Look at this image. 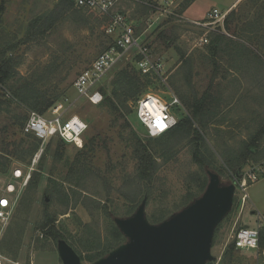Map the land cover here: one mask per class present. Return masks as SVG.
Wrapping results in <instances>:
<instances>
[{
    "label": "rangeland",
    "instance_id": "1",
    "mask_svg": "<svg viewBox=\"0 0 264 264\" xmlns=\"http://www.w3.org/2000/svg\"><path fill=\"white\" fill-rule=\"evenodd\" d=\"M157 1L117 0L115 5V10L122 12L135 33L140 35L141 42L149 46L153 59H159L163 64L160 76L151 74L150 82L135 99L129 101V127L118 136L119 126L109 130L107 117L103 120L104 115L108 114L105 104H93L86 97L78 95L73 85L77 75L114 40V35L106 33L110 16L93 9L77 8L73 3L52 24L37 23L36 26L31 25L30 29L29 24L33 18H44L53 8H58V3L61 6L60 0H0V58L16 61L14 70L34 81L26 87L27 91L38 90L47 100L52 101L41 112L32 108L28 102H21L15 96L17 89L10 87L11 93L1 96L0 124L16 114L26 121L31 111L50 116L51 109L61 103L66 116L78 115L86 121L87 128L83 135L88 132L90 123L95 121L100 129L109 130L107 136L111 145L106 152L99 149L97 160L101 168L81 174V178L74 171L68 172V166L77 152L76 148L81 146L65 142L57 136L43 143L42 153L32 170L29 167L38 149L29 161V158L10 159L7 172H0V195L6 192L7 183L12 184L14 191L11 195L15 203L8 222L4 225L0 223V241L5 240L8 247V252L0 249L3 264H61L57 244L46 236V228H42L45 209L51 215H56V227L62 230L82 256H86L113 240L112 226L113 223L116 225L114 217H126L135 211L141 201L135 207L131 201L140 200L143 193L141 186L147 185L150 189V194H145V213L152 223H158L181 209L185 206L181 207L180 204L187 193L198 191V180L195 181V176H199L201 169L192 158V146L187 140L176 145L175 155L168 160L157 158L160 165L153 180L142 182L135 176V152L132 146L125 145V139L130 130L140 138L150 137L140 124L135 111L137 99L146 93L156 94L167 103L176 97L178 104L170 106V111L178 120L191 116L190 103L204 95L208 79L205 76L206 70L201 65H195L193 70L200 73L192 75L190 82L185 80V62L187 58L199 56L206 51L204 44H199L201 36L208 35L212 30L219 31L217 27L223 25L221 22L200 26L193 20L203 21L207 11L210 12L212 8L226 10L234 0H182L176 8L170 9L171 12H162ZM145 6L153 11L147 10ZM135 57L136 54L132 53L128 58L118 61L102 77L99 83L101 93L104 89L109 94L111 81L128 63L136 67ZM253 82L250 85L256 84ZM261 83L262 81L260 90L245 89L237 92L234 98L231 96L236 93L231 90L233 82L230 87L228 82H222L219 84L221 93L216 90L212 92L218 95L221 104L219 108L214 107L215 115L210 122L207 120L203 126L197 122V118L192 119L193 127L199 129L206 144L205 148L209 151L205 153L216 162L224 183L234 180L249 166L246 164L241 172L233 173L224 158L225 155L234 157V151L238 150V141L242 138L250 139L256 133L255 123L263 121L264 85ZM15 85L20 88L19 82ZM244 93L246 96L241 102L238 101L241 105L233 101ZM9 97L14 98L10 101ZM114 101L118 103L117 99ZM228 103L229 106H226ZM222 110L223 114L221 112L216 115ZM221 119L225 120L224 124L218 126ZM117 123L120 124V121ZM258 137L261 140L256 149L263 154L264 134ZM227 150L232 153L226 152ZM254 154L256 155L255 151ZM106 164L114 166L113 169L109 171ZM15 169L22 171L21 177L16 178L13 175ZM95 170L99 171L98 174L93 172ZM35 172H38V182L33 188L32 178ZM27 174L29 178L25 182ZM30 185L31 189L28 187ZM57 189L63 192L54 195L53 191ZM246 192L248 197L242 206L241 191L235 190L231 210L214 231L211 247L214 258L208 264H264V256L258 255L255 250L233 248L228 257L225 255V251L232 244L234 233L243 226L259 227L260 240L264 244V176L250 183ZM26 193L29 197L24 200ZM162 214L164 218L160 221H151V216ZM17 231L21 233V237L16 254L13 255L10 254L11 247L7 241ZM82 261L87 262L85 259Z\"/></svg>",
    "mask_w": 264,
    "mask_h": 264
},
{
    "label": "trees",
    "instance_id": "2",
    "mask_svg": "<svg viewBox=\"0 0 264 264\" xmlns=\"http://www.w3.org/2000/svg\"><path fill=\"white\" fill-rule=\"evenodd\" d=\"M60 5L61 6H59L58 3V8H53L44 18H42V16L33 18L29 24V28L31 29V25L36 26L37 23L41 25H46V23L52 24L65 14L67 8L69 9L72 7L73 2L71 0H60ZM145 8L147 10L151 9L147 6H145ZM217 29L219 31L212 30L206 35L207 42L204 44L206 51L199 56L187 58L184 65L185 80L188 82H190L192 75L200 73L198 70H193L195 65H201L202 68L206 70L205 76L208 79V83L205 85L207 87L203 91L204 95L196 102L190 103L189 109L191 116L180 118L174 127L159 136L140 138L130 130V133L125 139V145L128 147L132 146L133 152H135V159L137 160L135 176L137 180L142 182H151L153 180V176L157 173L160 165L157 162V158L168 160L169 157L174 156L176 153L175 147L181 141L187 140V143L191 144L192 158L199 165L201 173L199 176H195V181L198 180V191L195 193L188 192L183 203L180 204L181 207L187 205L204 190L208 181L207 170L217 172L218 174L220 172L218 171L216 162L206 155L205 151H209L205 148L206 144L204 138L199 129L193 127L192 119L197 118V122L203 126L207 120L210 122L211 117L215 115L214 107L219 108V104H221L218 95L212 92L216 90L221 93L219 90V83L225 80L228 81V74L235 72L241 78L251 81H257L258 78L261 80L264 77V0H241L227 13L223 25H219ZM139 58L140 56L136 55L135 60ZM9 59L5 57L0 58V109L2 108L1 96H5L6 94L9 95L11 93L10 87L17 89L15 91V96H17L21 102L26 101L32 108L41 112L47 109L52 104V101L47 100L38 90L27 91L26 87L32 85L34 81H32L30 77L18 74V72L14 70L16 61ZM258 72L260 73L259 77L257 75ZM150 76L151 74L142 73L135 66L128 63L127 66L116 73V76L111 81L109 85V94L107 90H102L103 99L100 104H105L108 108V114L104 115L103 120L107 117L106 121L109 130L110 128H114V126H119V130L117 131L118 136L121 135L124 129L129 127L127 121V115L131 112L129 101L135 99V96L142 88L150 82ZM16 82H19L20 88H17V85H15ZM21 85L23 87H21ZM236 94L237 92L232 93L231 96L235 98ZM245 96L246 93L237 97L234 101H240ZM13 98L9 97L8 100L12 101ZM114 99H117L118 103L114 101ZM229 104L230 103L226 106H229ZM11 118H14V120ZM118 121H120V124L117 123ZM24 122L23 118L16 114L15 117H10L0 124L1 173L7 172L11 158H29V161L32 154L39 147V139L32 134L23 132ZM211 124L213 123L211 122ZM255 124L256 133L251 136L250 139H240L238 141V150L234 151L235 149H231L236 155L234 157L232 155H225L224 159L227 166L230 167V172H241L246 164L250 166L251 164L261 161V159L263 160L264 153L262 154L256 147L261 140L258 136L264 134V114L263 121ZM217 125L219 126L222 124L218 123ZM109 130L100 129L95 121L90 123L88 132L83 135L82 146L76 148L77 152L68 166V172L69 170L74 171V174L77 173L78 177L81 178V174L101 168L97 158L100 152L99 149L106 152V149H109L111 146L108 140L109 137L107 136ZM121 139L122 138H120V140ZM231 150H227L226 152H231ZM253 150L256 152V155ZM61 155L62 154H60V156ZM106 167L111 171L114 166L106 164ZM97 170L93 172L98 174L99 171ZM201 174L204 176H200ZM32 180L34 188L38 182V172H35V176ZM28 187L30 189L32 188L31 185ZM141 188L143 193L139 197L140 200L131 201L133 207L137 206L139 202L142 201L145 194H150V189L147 185L145 187L141 186ZM61 192H63V190L57 189L53 191V194L59 195ZM26 194L24 200L28 196V193ZM29 194L32 195L31 193ZM163 218V214L159 216L153 215L151 216V221L157 222ZM56 219L57 217L55 214L51 215V213L45 209L42 228H46L44 232L46 236L51 238L56 244L57 240L64 239L79 254L81 260L85 259L87 262H93L106 255L111 249L125 241L124 235L113 223V240L104 247L97 249L95 253L82 256L71 241L63 234L62 230L56 227ZM15 237L18 238L15 239ZM20 237L21 233L17 231L15 236L12 237L10 241H7V244L9 245L10 243L11 247L10 254H16ZM260 238L259 247L260 250H263L264 244ZM5 243V240L0 241V249L3 251L6 249V252H8V247H6ZM229 248L225 251L227 257L232 253L231 249L235 248L233 241Z\"/></svg>",
    "mask_w": 264,
    "mask_h": 264
},
{
    "label": "built area",
    "instance_id": "3",
    "mask_svg": "<svg viewBox=\"0 0 264 264\" xmlns=\"http://www.w3.org/2000/svg\"><path fill=\"white\" fill-rule=\"evenodd\" d=\"M79 8L93 9L101 14L110 16V24L106 33L114 35L112 43L92 61V63L82 70L75 78L73 85L78 95L86 97L93 104L102 101L103 96L99 89L102 77L120 60L128 58L132 53L139 55L135 60L136 67L142 73L159 75L163 70V64L159 59H153L149 46L141 42L140 35L135 33L134 28L127 17L120 11L115 10L117 0H72ZM139 1V0H132ZM182 0H158L162 12H171V8ZM229 8L219 10L212 8L207 13L203 21H194L200 26H210L224 21ZM207 36L199 38V44H205ZM178 104V99L173 97L167 103L156 94L146 93L137 99L135 111L140 124L145 128L150 137H156L174 127L178 119L170 111V106ZM87 128V123L78 115L66 116L62 110V104H56L51 109L50 116H44L36 111H31L23 126V132L34 135L40 140V147L35 152L31 165L32 170L43 150V143L51 137L57 136L68 143L82 146L83 134ZM13 175L18 178L22 176V171L15 169ZM241 178H234L236 190L241 191L240 202L243 206L247 196L246 188L250 183L257 181L264 176V160L251 164L240 174ZM29 174L25 175V182ZM0 183L2 178L0 177ZM7 190L0 195V223L6 224L14 210V200L11 193L14 188L12 184L5 185ZM14 196V195H13ZM260 231L259 227H240L233 236V243L236 249L255 250L258 255L264 256V250L259 247ZM0 264H3V255L0 251Z\"/></svg>",
    "mask_w": 264,
    "mask_h": 264
},
{
    "label": "water",
    "instance_id": "4",
    "mask_svg": "<svg viewBox=\"0 0 264 264\" xmlns=\"http://www.w3.org/2000/svg\"><path fill=\"white\" fill-rule=\"evenodd\" d=\"M207 175L201 194L158 223L146 216V196L129 216L114 217L125 241L93 262H83L67 241L57 240L61 264H208L215 228L231 210L236 184L211 170Z\"/></svg>",
    "mask_w": 264,
    "mask_h": 264
},
{
    "label": "crops",
    "instance_id": "5",
    "mask_svg": "<svg viewBox=\"0 0 264 264\" xmlns=\"http://www.w3.org/2000/svg\"><path fill=\"white\" fill-rule=\"evenodd\" d=\"M241 0H234V2H232V4L228 7L230 10L235 7ZM229 10V11H230ZM208 13V11H207ZM206 13V15H207ZM205 19V18H204ZM194 21H197V20H194ZM258 77L260 76V73L258 72L257 73ZM229 80H225V82H228V84L231 82H233V89H231L233 92H240L242 90H245V91H248V90H258L259 87H260V81H262L261 85H264V77L260 80V78L257 79V81H255L256 84H251V80L249 79H244V78H241L239 75H237L235 72L234 73H231V74H228V77H227ZM224 82V81H222ZM222 82H220L219 84H221ZM230 83V84H231ZM254 83V82H253ZM230 84H229V87H230ZM215 87V86H214ZM250 88V89H249ZM262 88V87H261ZM260 90V89H259ZM260 92V91H258ZM234 101V100H233ZM238 102V101H237ZM241 102V101H240ZM238 102V104L240 103ZM241 105V103H240ZM242 105L244 106V103H242ZM247 108V107H246ZM222 112V113H221ZM223 114L224 113V110L220 111L219 113L217 112L216 115H219V114ZM235 113H238V112H235ZM224 116V115H223ZM236 117V116H234ZM221 124L223 125L225 120L221 119ZM220 123V122H219ZM253 213V212H252Z\"/></svg>",
    "mask_w": 264,
    "mask_h": 264
}]
</instances>
